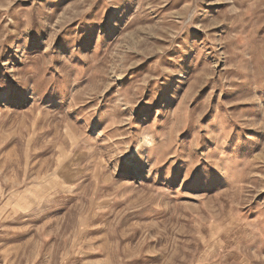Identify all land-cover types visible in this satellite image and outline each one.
<instances>
[{
    "label": "rangeland",
    "instance_id": "rangeland-1",
    "mask_svg": "<svg viewBox=\"0 0 264 264\" xmlns=\"http://www.w3.org/2000/svg\"><path fill=\"white\" fill-rule=\"evenodd\" d=\"M0 264H264V0H0Z\"/></svg>",
    "mask_w": 264,
    "mask_h": 264
}]
</instances>
